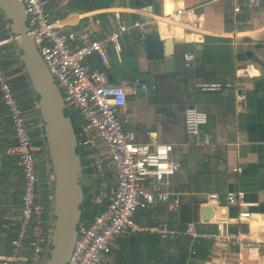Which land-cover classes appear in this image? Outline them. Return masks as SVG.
Returning <instances> with one entry per match:
<instances>
[{"label": "crops", "instance_id": "crops-1", "mask_svg": "<svg viewBox=\"0 0 264 264\" xmlns=\"http://www.w3.org/2000/svg\"><path fill=\"white\" fill-rule=\"evenodd\" d=\"M179 9L189 11L182 25L163 22L165 14ZM142 16L152 18V21L141 20ZM56 21L62 23L61 31L73 46L99 39L121 24L149 22L143 31L136 33L134 42L123 39L122 53L118 54L113 47L110 48L108 82L122 85L120 77L123 71L133 74L141 69L146 74H158L156 103H148L146 97L140 96L136 101L128 102L122 114L128 122L126 129L134 131L139 142L174 145L173 157L177 159L179 169L175 176L168 179V183L169 191L177 194L181 205L179 210L174 211L168 205L157 203L150 210L136 215L145 219L146 223H136L142 228L167 225L179 229L182 210L190 206L193 218L190 224H197L199 208L208 201L210 194H218L223 208L217 210L215 217L233 219L230 231L234 235H244L263 244L264 7L235 13L231 0H99L92 8L70 11ZM166 24L172 26L166 27ZM156 33L160 35L165 56H174L173 72L165 77L160 75V65L150 66L154 61L150 60L143 42ZM11 45V48L5 49V67L17 97L29 111V133L39 149L40 190L44 199L51 202V185L55 182L45 145L44 126L20 53L15 44ZM185 54L193 56V65L185 68L186 73H178L175 58ZM91 62L96 69H104L97 58H92ZM127 84L133 89L131 84ZM212 84H223L225 88L221 92L203 90L204 86ZM190 106L209 113L205 130L217 145L215 150L187 144L189 138L185 132L184 108ZM10 133L12 123L0 96V212L3 214L0 217V235L7 234L6 226L10 222L6 219L7 214L20 210L24 186L17 159L8 158L12 171L4 163L7 156L3 154L1 138ZM93 147L106 152L101 140L94 139ZM84 164L92 170L88 174L93 179L97 175L115 177L113 164L109 162L105 167L95 153L89 154ZM94 169H99V173ZM4 171L8 172L6 183L1 178ZM96 191L93 184L86 196ZM231 193L239 196L240 204L227 208L225 202ZM110 199L101 208L95 206L96 200L90 199L88 207L96 208L99 214ZM245 212L251 214L250 218L240 220V214ZM98 214L90 216L89 213L83 221H92ZM197 229L201 234H211L213 226L202 224ZM170 241L148 231L130 235L114 245L111 254L103 257L102 264H176L180 252ZM2 243L0 238V252H7ZM209 250L205 259L192 254L187 264H264V252L259 247L239 252L233 247L213 242Z\"/></svg>", "mask_w": 264, "mask_h": 264}, {"label": "built area", "instance_id": "built-area-1", "mask_svg": "<svg viewBox=\"0 0 264 264\" xmlns=\"http://www.w3.org/2000/svg\"><path fill=\"white\" fill-rule=\"evenodd\" d=\"M21 1L28 18V35L53 76L68 110L72 109L81 118L75 127L79 147L94 146L93 138H99L107 147L118 181L107 207L92 221H81L77 243L68 264H102L103 257L111 254L119 240L145 231L158 234L163 240L187 235L193 239L212 240L216 245L233 247L239 252L254 247L264 252V243L260 244L244 235L236 236L230 231L233 219L215 217L217 210L223 208L218 194H210L203 204L212 207L214 218L208 223H192L185 232L167 225L142 228L136 223L135 217L139 212L148 211L157 203L168 205L174 211L179 210L181 205L177 194L169 191L168 183V179L175 176L179 169V163L173 157L174 145L139 142L136 133L126 129L128 122L122 116V111L128 105V96L136 93L135 85L130 89L127 83L112 85L108 82L110 48L113 47L118 54L122 53L123 39L134 42L136 33L143 31L149 22L121 24L115 31L99 39L73 46L62 33L59 22L52 18L51 0ZM231 1L235 13L264 7V0ZM188 13L186 9H179L165 14L162 20L182 25ZM170 25L166 24V27ZM14 40L11 35L6 39L0 36V96L12 123V133L2 136L1 147L5 156L17 159L24 186L19 212L6 216L10 220L6 226L10 235L4 244L8 251L0 252V264H46L52 245L54 210L52 201L47 202L40 190L39 149L29 133V111L17 97L5 67L7 52L4 47L14 44ZM184 57L185 68H191L193 56L185 54ZM92 58H97L104 69H96ZM224 88L223 84H212L204 86L203 90L221 92ZM208 122L207 111L195 106L185 110V132L189 146L217 148L205 130ZM95 203L101 208L104 200L100 198ZM237 204H240L239 196L229 194L225 206L228 208ZM250 216L249 212L241 213L239 219ZM202 224L212 225L216 231L201 234L197 228ZM192 254L196 255V252L192 251Z\"/></svg>", "mask_w": 264, "mask_h": 264}, {"label": "water", "instance_id": "water-1", "mask_svg": "<svg viewBox=\"0 0 264 264\" xmlns=\"http://www.w3.org/2000/svg\"><path fill=\"white\" fill-rule=\"evenodd\" d=\"M0 10L7 22L10 35L20 53L25 72L33 89L37 110L40 114L46 136V147L52 164V178L55 187L51 192L53 207V237L46 264H68L75 249L85 205V189L94 183L90 177L83 178V161L78 138L69 110L53 76L39 54L32 37L28 35L29 24L21 0H0ZM153 11V10H152ZM152 21V18L140 17ZM148 56L154 61L150 66L160 65L162 76L171 74L174 56H165L160 35H151L143 40ZM178 73H186L185 57L177 56ZM158 74L122 72L121 83L134 86L135 94L128 96L134 102L140 96L148 103H156L155 89ZM137 84V85H136ZM144 86L146 88L144 89ZM186 107L184 108V111ZM177 159H175L176 161ZM209 205L199 208V221L208 223L214 218Z\"/></svg>", "mask_w": 264, "mask_h": 264}, {"label": "rangeland", "instance_id": "rangeland-1", "mask_svg": "<svg viewBox=\"0 0 264 264\" xmlns=\"http://www.w3.org/2000/svg\"><path fill=\"white\" fill-rule=\"evenodd\" d=\"M50 2H51L50 3V7H51L50 13L53 16V19L57 20L59 17L66 16L67 13L70 11H73V10L84 11L88 8H92L93 6H95L99 2V0H51ZM0 15H2L1 12H0ZM6 27H7V24L5 23L4 17L0 16V30L2 31ZM6 29L4 31H6ZM11 46L12 45L9 44V45L5 46L4 48L7 50L8 48H11ZM70 113L72 114V116L74 117V119L76 121L81 120L80 116L76 112H74L72 109L70 110ZM122 116H123V114H122ZM94 139L100 140L97 137H94ZM103 145L106 149V152H102L100 149L98 150V148L93 147V146L87 147V148L80 147V153H81L82 158L85 159L88 157L89 154L95 153L96 155H99V158H101V160L104 162V166L106 167L107 164L109 162L112 163V161L111 160L108 161L107 156L109 157V153H108L106 145L104 143H103ZM9 158H13V157H9ZM13 159H15V158H13ZM104 170H106V169H104ZM91 171L92 170H88V173H90ZM94 172L99 173V169L95 170ZM93 180H94L95 188L97 191L94 194H90V196H86V198H85V207H84V212H83V218L84 219L87 216H89V213H90V216H94L95 214H98L96 208L88 207V203H89L90 199L98 200L99 197H104L103 198L104 202L108 201L109 197L112 198V195L115 192L117 184H118L116 175L114 178L107 177V175H101V176L97 175L96 178ZM51 187H52V189H54L55 184L51 185ZM10 189L12 190L11 187H10ZM10 192H12V191H10ZM106 196H108V197H106ZM16 197H20V196L16 195ZM94 204H95V206H98L96 203H94ZM1 213L2 212H0V217L3 216V214H1ZM137 221H140L143 224L146 223L145 219H143L140 216L136 217V222ZM0 238L2 239V242H3L2 244H5L7 242L8 235L7 234L0 235Z\"/></svg>", "mask_w": 264, "mask_h": 264}, {"label": "trees", "instance_id": "trees-1", "mask_svg": "<svg viewBox=\"0 0 264 264\" xmlns=\"http://www.w3.org/2000/svg\"><path fill=\"white\" fill-rule=\"evenodd\" d=\"M7 28V29H6ZM6 31L4 30H0V36L2 38H9L10 37V30L8 27H6ZM78 114V113H77ZM69 116L72 118L74 126L77 127V121L74 119V117L72 116V114L69 112ZM46 138V136H45ZM8 158H5L6 160H4V163H6V167L9 168V170L12 171L13 167L10 166L11 164L8 162ZM6 177H8V172H3L1 175V178L3 179V182L6 183ZM12 185V184H9ZM85 207V205H84ZM191 208L190 206H186L184 208V210H182L181 216L179 218L180 223H181V227H179L180 230L182 231H186L188 228V224H190L192 222V213H191ZM84 220L83 216H82V221ZM197 220H199V215L197 217ZM178 222V221H177ZM215 227L213 226V230L212 233H214ZM170 242L174 243V246L178 247V250L180 252V256L177 258V260H175L176 264H187V262H189V259L192 255V251L191 249L193 248L194 251L196 252V257H200L205 259L207 257V255L210 253V244L213 243L212 240H208V239H204V238H198V239H193L190 236H182L180 238L174 239ZM192 249V250H193Z\"/></svg>", "mask_w": 264, "mask_h": 264}, {"label": "flooded vegetation", "instance_id": "flooded-vegetation-1", "mask_svg": "<svg viewBox=\"0 0 264 264\" xmlns=\"http://www.w3.org/2000/svg\"><path fill=\"white\" fill-rule=\"evenodd\" d=\"M82 161H83V168H84V170H83V178H85V177H90V178L93 179L92 175L88 174V169H87V166L84 164V159H83V158H82ZM93 184H94V183H93ZM93 184H92V185H93ZM89 188H90V187H89ZM89 188H86V189H85V195L87 194V190H88Z\"/></svg>", "mask_w": 264, "mask_h": 264}, {"label": "bare ground", "instance_id": "bare-ground-1", "mask_svg": "<svg viewBox=\"0 0 264 264\" xmlns=\"http://www.w3.org/2000/svg\"><path fill=\"white\" fill-rule=\"evenodd\" d=\"M58 24H59V25H62V23H61V22H59ZM173 24H174V23H173Z\"/></svg>", "mask_w": 264, "mask_h": 264}]
</instances>
